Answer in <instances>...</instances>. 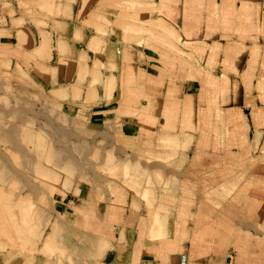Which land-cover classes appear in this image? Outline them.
Masks as SVG:
<instances>
[{
    "label": "crops",
    "instance_id": "crops-1",
    "mask_svg": "<svg viewBox=\"0 0 264 264\" xmlns=\"http://www.w3.org/2000/svg\"><path fill=\"white\" fill-rule=\"evenodd\" d=\"M0 4L25 23L0 27V62L57 71L68 115L129 155L102 191L49 170L45 224L19 247L4 240L0 264H264V0ZM97 5L118 13L109 39L83 24ZM10 209L1 229L19 237Z\"/></svg>",
    "mask_w": 264,
    "mask_h": 264
},
{
    "label": "rangeland",
    "instance_id": "rangeland-1",
    "mask_svg": "<svg viewBox=\"0 0 264 264\" xmlns=\"http://www.w3.org/2000/svg\"><path fill=\"white\" fill-rule=\"evenodd\" d=\"M21 8L25 10L26 6ZM94 8L83 24L94 29L96 34L107 35L109 39L114 30H120L116 23L118 13L107 5ZM18 12L17 6L0 4V27L18 31L25 24L14 18ZM132 14L128 13V16ZM144 16L152 18L150 14ZM32 21L35 25L42 24L38 20ZM74 22L81 23L79 20ZM144 25L140 23L139 26ZM157 27L155 25L156 29L150 32L152 35L158 34ZM140 35L145 33L140 32ZM56 74L57 71L51 76L49 68L22 71L0 62V229L2 216L10 217V206H13L12 215L16 216V222L21 227L19 237H16L13 223L9 228L1 229L0 245L5 240L7 244L19 247L24 241L36 239L37 229H41L46 222V206L49 205L41 196L38 185L46 184L40 179L47 177L49 170L56 180L68 177L71 184L84 182L93 191H102L122 175V162L129 163L127 151H121L116 146L108 131L89 123L82 124L68 115L66 83L57 80ZM57 89L61 90L60 94L54 93ZM116 162L120 164L118 170ZM135 171L137 173L138 168ZM65 225L60 226L59 256L66 254V245L63 244L67 238ZM50 237V234L45 237L43 248L52 244ZM70 238L79 241L78 244L83 242V235L77 232L74 235L71 232ZM91 246L95 248L98 243L91 240ZM42 252L48 255L50 250ZM81 252L82 249L76 246L75 253Z\"/></svg>",
    "mask_w": 264,
    "mask_h": 264
},
{
    "label": "bare ground",
    "instance_id": "bare-ground-1",
    "mask_svg": "<svg viewBox=\"0 0 264 264\" xmlns=\"http://www.w3.org/2000/svg\"><path fill=\"white\" fill-rule=\"evenodd\" d=\"M1 193V192H0ZM20 204V203H19ZM5 220V219H4ZM2 225V224H1ZM4 230H5V228H4Z\"/></svg>",
    "mask_w": 264,
    "mask_h": 264
}]
</instances>
